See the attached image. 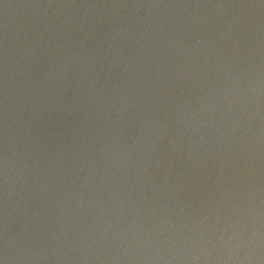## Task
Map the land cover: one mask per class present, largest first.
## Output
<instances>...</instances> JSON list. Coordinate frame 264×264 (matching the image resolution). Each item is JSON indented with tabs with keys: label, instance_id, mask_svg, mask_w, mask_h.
Returning <instances> with one entry per match:
<instances>
[{
	"label": "water",
	"instance_id": "obj_1",
	"mask_svg": "<svg viewBox=\"0 0 264 264\" xmlns=\"http://www.w3.org/2000/svg\"><path fill=\"white\" fill-rule=\"evenodd\" d=\"M0 264H264V0H0Z\"/></svg>",
	"mask_w": 264,
	"mask_h": 264
}]
</instances>
